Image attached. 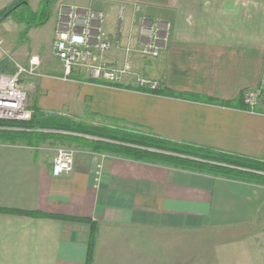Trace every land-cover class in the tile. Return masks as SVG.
Segmentation results:
<instances>
[{"label":"crops","instance_id":"0c3cea01","mask_svg":"<svg viewBox=\"0 0 264 264\" xmlns=\"http://www.w3.org/2000/svg\"><path fill=\"white\" fill-rule=\"evenodd\" d=\"M12 1L0 0V9ZM41 1L29 4L38 10ZM61 4L103 10L112 43L105 58L119 65L130 59L136 73L158 81L166 92L143 90L133 75L121 86L89 81L81 72L65 78L54 51ZM119 6L126 8L122 33L116 26ZM149 15L160 18L161 26L169 24L159 62L126 50L138 46L143 17L156 22ZM10 18L0 22L8 47L5 53L0 49V60L8 57L27 65L31 56L40 57L37 73L22 78L32 109L91 124L115 117L164 137L264 161V107L246 101L247 91L264 80V0H58L49 20L31 28L26 37L21 36L24 24L16 22L22 27L13 42L14 31L3 27L10 28ZM184 93L232 104L195 100ZM56 146L53 139L38 145L0 140V264L87 262L89 223L17 212L21 210L96 221L91 264H157L156 247L153 241H139L145 233L140 229L221 231L213 253L217 264H264V182L132 160L74 144L68 146L75 150L72 170L55 176ZM174 250L181 258L183 248Z\"/></svg>","mask_w":264,"mask_h":264},{"label":"trees","instance_id":"16d2710c","mask_svg":"<svg viewBox=\"0 0 264 264\" xmlns=\"http://www.w3.org/2000/svg\"><path fill=\"white\" fill-rule=\"evenodd\" d=\"M57 1L42 0L39 9L33 10L29 0H13L0 9V22L11 17L15 22L24 24L21 36L26 37L31 28L42 26L49 20L53 6ZM14 71L15 67L8 57L0 60V72L13 73ZM112 84L121 86V83ZM143 90L156 94L166 92L165 88L160 86L158 88L144 87ZM183 97L224 105L232 104L229 101L200 94L184 93ZM245 107L248 108L247 105ZM103 119L108 120V122L91 124L76 120L66 114L47 112L34 106L33 116L29 121L0 119V140L21 141L32 145H38L48 139L60 140L81 148L107 152L122 158L172 165L228 178L264 182V161L260 159L191 141L164 137L145 126L123 119L115 117H103ZM45 129L54 131H45ZM152 148L158 149V151L152 150ZM17 212L89 223L91 231L86 264H91L98 233L96 221L89 218L48 214L41 211L21 210Z\"/></svg>","mask_w":264,"mask_h":264},{"label":"built area","instance_id":"2783aa9c","mask_svg":"<svg viewBox=\"0 0 264 264\" xmlns=\"http://www.w3.org/2000/svg\"><path fill=\"white\" fill-rule=\"evenodd\" d=\"M58 25L55 33L54 51L64 66V77L83 73L87 77L102 82L121 83L129 75H133L139 85L158 88L159 82L133 69L130 59L124 65L107 60L105 53L112 43L105 28L103 10L90 7L61 4L59 7ZM169 27L142 19L141 34L137 47H127L128 54L140 57H157L163 49L166 39L164 30ZM79 38V39H78ZM40 65V57L33 55L27 65L16 63L15 72H0V119L29 121L33 109L29 105L27 91L22 83L25 74H36ZM257 93L247 91L246 101L254 105ZM75 150L57 147L52 172L60 176L72 170Z\"/></svg>","mask_w":264,"mask_h":264},{"label":"rangeland","instance_id":"374dc122","mask_svg":"<svg viewBox=\"0 0 264 264\" xmlns=\"http://www.w3.org/2000/svg\"><path fill=\"white\" fill-rule=\"evenodd\" d=\"M41 4V3H40ZM123 9H126L124 6H119L117 10V16H116V26L119 32H123L125 30V24H126V14ZM151 19L156 21V23L159 22L160 18H155V16L149 15ZM153 17V18H152ZM11 20L8 22L10 23V28L14 27L15 30L10 29L9 27L3 25L7 31H14L12 37V42L13 40L17 39L18 36V28L22 26H17L16 22L10 18ZM156 19V20H155ZM162 20V19H161ZM50 24L46 26V32H48ZM142 26V24H141ZM45 29V28H42ZM41 32V29L39 30ZM1 33H3V30H0V49L1 52L5 53V49H8ZM11 33V35H12ZM41 34V33H40ZM35 38V34L32 36V39ZM28 40V43L30 40ZM46 43V42H45ZM10 50V49H9ZM0 52V53H1ZM162 53L159 54L157 57H153L158 60L162 58ZM145 60L148 58L152 57H144ZM13 67H16V63L14 61L11 62ZM49 64L52 66H55V63L49 61ZM7 73V72H6ZM264 79V78H263ZM22 80V79H21ZM248 91H253L257 93V96L255 98V104L259 103L261 106L264 107V80L259 86H255ZM30 102V101H29ZM95 138V137H91ZM57 144V147H67L73 145L68 142L60 141V140H54ZM70 144V145H69ZM75 145V144H74ZM52 149L54 147H51ZM54 150V149H53ZM260 229V228H258ZM131 230V229H128ZM143 230L145 233H140L138 235L143 236L139 238V241H144L145 244H147V240H149L150 244L155 245L156 247V261L157 264H163L165 262H168L169 260L172 261V264H178L180 263V260L182 261L181 264H217L216 261L214 260V248L218 244V242L221 240V231H212L211 229L207 230H187L183 232H172V231H166V230H161V229H140ZM135 234H133L134 236ZM137 236V235H136ZM147 237H149L147 239ZM153 241V243H152ZM262 242V239L260 240ZM183 248V253L181 255V258L179 256V253H175V248ZM177 260V263H176Z\"/></svg>","mask_w":264,"mask_h":264},{"label":"water","instance_id":"95a60500","mask_svg":"<svg viewBox=\"0 0 264 264\" xmlns=\"http://www.w3.org/2000/svg\"><path fill=\"white\" fill-rule=\"evenodd\" d=\"M47 131H49V129L47 130ZM54 131V130H53ZM90 137H95V136H90ZM96 138V137H95ZM152 150H156V151H158V149H154V148H152Z\"/></svg>","mask_w":264,"mask_h":264},{"label":"clouds","instance_id":"9594fccd","mask_svg":"<svg viewBox=\"0 0 264 264\" xmlns=\"http://www.w3.org/2000/svg\"><path fill=\"white\" fill-rule=\"evenodd\" d=\"M79 39V38H78Z\"/></svg>","mask_w":264,"mask_h":264}]
</instances>
